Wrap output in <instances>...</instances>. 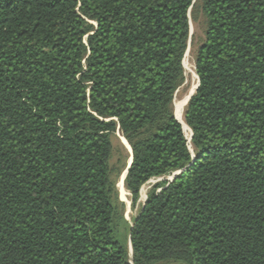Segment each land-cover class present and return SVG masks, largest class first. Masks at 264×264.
Returning a JSON list of instances; mask_svg holds the SVG:
<instances>
[{
	"label": "trees",
	"instance_id": "16d2710c",
	"mask_svg": "<svg viewBox=\"0 0 264 264\" xmlns=\"http://www.w3.org/2000/svg\"><path fill=\"white\" fill-rule=\"evenodd\" d=\"M0 264H264V0H0Z\"/></svg>",
	"mask_w": 264,
	"mask_h": 264
},
{
	"label": "rangeland",
	"instance_id": "374dc122",
	"mask_svg": "<svg viewBox=\"0 0 264 264\" xmlns=\"http://www.w3.org/2000/svg\"><path fill=\"white\" fill-rule=\"evenodd\" d=\"M189 24H190V35H189V40H188V44H187V49H186V52H185V55H184L183 61H182L185 80H184V83L182 84V86L179 87V89L175 93L174 110H176V104L175 103L180 102V101L186 99L187 97H189L193 93V91L195 90L196 85H197V76L195 74V66H194V54H195L197 47L204 40V20H203L202 15H200V13H198L195 10L193 12H191L189 15ZM183 113H184V109H183ZM175 116H176V111H175ZM189 135H190V132H189L188 136ZM185 136H186V134H185ZM112 143H113L115 152H114L111 164L118 167V165H119V164H117V163H119L118 159L123 158V159H121L123 162L121 164V166L122 165L127 166V163L129 161V158H130V152H129L130 147H129L128 143L125 141V139L118 132L116 133L115 137L113 138ZM126 144H127V146H126ZM126 158H128V159H126ZM125 169H126V167L123 170L121 167V171L119 172V175H117L115 177V187H116L117 192H118L119 200L124 204V218L129 224H131L132 220L136 216L139 208L144 204V202L146 200L147 192L150 189V187L159 181L168 180L172 176L171 177L170 176L169 177H163V178H159V179H152L149 182H147L141 188L139 201H138L135 209L132 210L131 206H130L129 193L126 191V196H125V195H123V193L120 191V188H119V183H121L124 186L123 182L121 181V177H122ZM143 190H144V193H143Z\"/></svg>",
	"mask_w": 264,
	"mask_h": 264
},
{
	"label": "bare ground",
	"instance_id": "6f19581e",
	"mask_svg": "<svg viewBox=\"0 0 264 264\" xmlns=\"http://www.w3.org/2000/svg\"><path fill=\"white\" fill-rule=\"evenodd\" d=\"M187 98L180 101V102L175 103L176 104V110L175 111H176V119L182 124L183 131L185 132L186 136L188 137V138L187 137L186 138L189 139V136H188L189 132H188V129H187V127L183 121V109H184L185 102L187 101ZM126 146H127V144H126ZM119 188H120V191L123 193V195L126 196V190L121 183H119ZM143 193H144V190H143Z\"/></svg>",
	"mask_w": 264,
	"mask_h": 264
},
{
	"label": "water",
	"instance_id": "95a60500",
	"mask_svg": "<svg viewBox=\"0 0 264 264\" xmlns=\"http://www.w3.org/2000/svg\"><path fill=\"white\" fill-rule=\"evenodd\" d=\"M197 82H198V78H197ZM197 88V87H196ZM196 88H195V90H196ZM195 90L193 91V93L187 98V101L190 99V97L194 94V92H195ZM177 120V119H176ZM178 121V120H177ZM179 122V121H178ZM180 123V122H179ZM181 124V123H180ZM181 126H182V124H181ZM182 129H183V127H182ZM188 129V128H187ZM188 131H189V129H188ZM184 132V131H183ZM190 132V131H189ZM190 138H191V134L189 135V139H187V141H190ZM129 152H130V158H129V161H128V163H127V166H126V169H125V171L123 172V175H122V177H121V181L123 182L124 181V178H125V176H126V174H127V171H128V169H129V166H130V164H131V160H132V157H131V149H129ZM182 171H180V172H178L177 174H175V175H173L171 178H169L168 179V181H171V180H173V178H175V176H177L178 174H180ZM128 246H129V254L131 255V247H130V244H128Z\"/></svg>",
	"mask_w": 264,
	"mask_h": 264
}]
</instances>
